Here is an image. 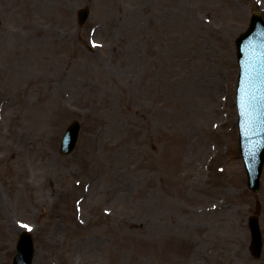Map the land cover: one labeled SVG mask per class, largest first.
Returning a JSON list of instances; mask_svg holds the SVG:
<instances>
[{
    "label": "rangeland",
    "instance_id": "1",
    "mask_svg": "<svg viewBox=\"0 0 264 264\" xmlns=\"http://www.w3.org/2000/svg\"><path fill=\"white\" fill-rule=\"evenodd\" d=\"M254 12L264 0H0V264L28 229L32 264H264V167L255 194L235 104Z\"/></svg>",
    "mask_w": 264,
    "mask_h": 264
},
{
    "label": "water",
    "instance_id": "2",
    "mask_svg": "<svg viewBox=\"0 0 264 264\" xmlns=\"http://www.w3.org/2000/svg\"><path fill=\"white\" fill-rule=\"evenodd\" d=\"M89 10L78 12V23L83 25ZM237 59L241 73L237 91L238 147L246 172L247 187L257 193L264 166V24L258 14H253L250 28L236 40ZM80 126L71 123L60 144V154L71 153L78 139ZM260 207L248 218L250 232V252L254 258L260 257L262 238L258 221ZM34 254L31 235L20 234L16 255L12 264H32Z\"/></svg>",
    "mask_w": 264,
    "mask_h": 264
},
{
    "label": "bare ground",
    "instance_id": "3",
    "mask_svg": "<svg viewBox=\"0 0 264 264\" xmlns=\"http://www.w3.org/2000/svg\"><path fill=\"white\" fill-rule=\"evenodd\" d=\"M30 231V230H29ZM31 232V231H30Z\"/></svg>",
    "mask_w": 264,
    "mask_h": 264
}]
</instances>
